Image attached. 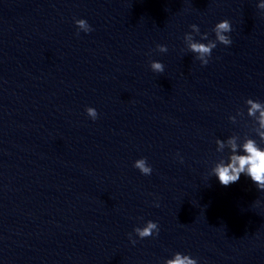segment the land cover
I'll use <instances>...</instances> for the list:
<instances>
[{
	"label": "water",
	"instance_id": "obj_1",
	"mask_svg": "<svg viewBox=\"0 0 264 264\" xmlns=\"http://www.w3.org/2000/svg\"><path fill=\"white\" fill-rule=\"evenodd\" d=\"M261 3L0 0V264H264V190L212 175L230 139L264 149ZM212 42L202 65L190 44Z\"/></svg>",
	"mask_w": 264,
	"mask_h": 264
},
{
	"label": "clouds",
	"instance_id": "obj_2",
	"mask_svg": "<svg viewBox=\"0 0 264 264\" xmlns=\"http://www.w3.org/2000/svg\"><path fill=\"white\" fill-rule=\"evenodd\" d=\"M259 8L264 9V3L257 5ZM75 24L78 26V30H83L84 32L92 31V27L89 25L86 19H76ZM193 29L199 31L197 24L190 25ZM213 31L215 32L216 38L224 45H230L232 40L229 35L226 33H230L232 31L231 23L228 19H222L218 21L214 27ZM216 47L215 42L204 44V43H191L190 49L193 52L199 54V58L201 60L202 65H207L209 63V58L212 55V50ZM156 49L165 53L168 51L167 45L165 44H157ZM208 57V58H205ZM164 64L158 60L150 61V68L152 71L156 73L164 72ZM251 104V108L249 109L250 115H255L256 111L259 110L260 115L258 117L260 126L264 128V108H261L259 103L252 102L249 100ZM87 115L95 120L98 116V112L94 107L88 106L85 109ZM261 136H264V132L260 133ZM220 148H223V143L217 142ZM232 155L228 158L227 161H221L216 164V166L212 169V175L216 176L223 186H229L232 183H236L239 181L241 174H244L247 177H250L251 181L256 185V187L260 190H264V149L257 147L256 143L253 140H248L243 144V152L245 154L238 155L236 154L237 145L235 143V139H230L228 141ZM179 156V154H177ZM181 162H183V157H179ZM135 168L139 169L140 172L144 175H150L152 172V167L147 163L146 158L141 157L137 159L133 165ZM259 203V201H257ZM158 207L159 204L157 203ZM133 231L140 238H146L149 236H155L159 234V225L158 222L153 220H148L143 227H135ZM130 242L135 245L137 240L133 238L132 233L128 234ZM166 264H198L196 258L190 257L188 254H182L180 252H176L174 257L168 259Z\"/></svg>",
	"mask_w": 264,
	"mask_h": 264
}]
</instances>
